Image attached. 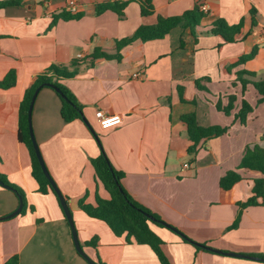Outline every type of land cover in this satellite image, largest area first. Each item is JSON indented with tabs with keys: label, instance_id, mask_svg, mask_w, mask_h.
Wrapping results in <instances>:
<instances>
[{
	"label": "crops",
	"instance_id": "obj_1",
	"mask_svg": "<svg viewBox=\"0 0 264 264\" xmlns=\"http://www.w3.org/2000/svg\"><path fill=\"white\" fill-rule=\"evenodd\" d=\"M113 2L128 3L124 18L110 10L97 14L98 5ZM201 4L208 12L194 36L177 27L163 39L125 47L121 61L82 64L76 76L62 80L83 106L91 127L84 120L66 122L56 91L42 88L33 107V131L68 201L81 245L96 263L162 264L149 245L129 243L126 234L117 236L81 209V200L95 206L97 195L109 199L92 165L101 154L92 130L113 167L125 173L123 187L139 204L197 243L224 252L264 255V205L239 206L253 196L254 180L264 174L240 170L244 179L234 187L231 202L224 203L220 192L221 178L238 168L246 147H264V103H258L252 85L243 96L236 75L247 70L257 74V80L264 77V0H153L151 16L142 15L140 0H79V10L72 14L82 17L72 20L59 19L69 12L67 0H24L0 8V81L11 70L17 74L15 87L0 89V174L20 187L27 200L25 214L2 219L17 210L20 199L0 185V264L14 255L20 264H89L76 250L57 197L40 191L30 150L19 140L26 89L53 64L70 65L96 48L114 53L115 42L132 36L140 26L156 24L158 16H181ZM217 19L229 25L242 22L244 39L223 43L212 33ZM254 47L259 48L254 59L226 72L228 61ZM206 77L211 81H204ZM197 80L207 90L200 89ZM233 94L238 99L228 116L216 105L221 101L227 106ZM243 98L254 107L245 125L236 119ZM98 110L122 115L123 123L102 130ZM190 113H196L201 126L230 127L221 137L203 140L195 158L188 153L192 142L182 121ZM239 215L238 226L231 229ZM150 226L163 240L170 264H264L197 249L168 227ZM93 240L96 247L88 244Z\"/></svg>",
	"mask_w": 264,
	"mask_h": 264
},
{
	"label": "trees",
	"instance_id": "obj_2",
	"mask_svg": "<svg viewBox=\"0 0 264 264\" xmlns=\"http://www.w3.org/2000/svg\"><path fill=\"white\" fill-rule=\"evenodd\" d=\"M24 0H1L0 8L7 6L21 5ZM141 12L143 16H151L155 13L153 0H140ZM127 2H113L100 4L96 8L97 14H103L105 11H113L119 18L125 17V9ZM255 15L254 10L251 12ZM81 14H72L65 12L59 16V19L72 20L80 19ZM206 17V13L201 10L200 5H196L192 10L186 11L183 15L177 17H162L158 16L157 23L154 25H142L136 32L127 38L117 40L113 48L114 53H108L103 48H96L91 56L78 58L71 62L70 65H51L44 73L37 75L34 82L26 89L20 108V121H19V140L24 143L30 150L33 160V176L37 179L40 185V191L42 193L52 192L59 202V205L63 211L57 194L51 187L49 180L44 175L38 158L36 156L29 130L28 111L32 98L36 90L43 86V88H51L56 91L62 101L61 115L66 122H72L75 120H84L83 106L77 100L73 92L62 83V80L72 78L77 75L79 67L82 64H88L94 66V64L100 59L107 60H122V50L132 45L137 41L148 42L157 39H163L169 33L180 27L185 32H189L194 36V31L201 24V21ZM58 18L55 19V21ZM253 23L255 20L253 18ZM242 22L236 25H229L224 19H217L214 22L212 33L219 36L223 43H236L244 39ZM2 36H0L1 40ZM184 41L182 39L181 44ZM258 47H254L249 54H243L237 58H234L227 63L228 68L226 72H231L233 68L246 64L248 61L254 59L257 56ZM237 81L242 86V94L245 95L249 85H252L257 94L259 95L258 103H264V77L257 80V74L249 72L247 70H240L236 73ZM204 81L210 82L209 77L203 78ZM201 80H197V86L202 90H207L206 87L200 85ZM17 84V74L15 70L9 71L3 80L0 81L1 90H9L15 87ZM59 89L57 91L55 88ZM181 92V100L184 99V89L179 88ZM229 103L227 106H223L221 101L216 105L217 109L226 115H230L235 108V102L237 101V95H230ZM254 111V107L245 99H242L240 109L236 114V119L240 121L242 125L247 123L249 115ZM182 121L187 126L189 138L192 145L188 149L189 155L196 157L198 148L203 140L213 139L221 137L227 134L230 127L222 126H201L197 120L196 113H190L182 117ZM97 142L101 148V154L99 157L92 160V165L95 169L97 179L103 184L104 188L109 194V199H104L97 195L96 205L85 204L84 200L79 202L81 209L91 218L101 220L105 222L117 236H123L126 234V239L129 243L135 242L137 244L149 245L156 255L159 257L162 264H170L169 259L165 255L162 246L163 240L152 230L150 224L156 223L160 226H164L161 222H164L158 215L152 213L150 210L139 204L123 187L122 181L125 178V173L119 171L113 167L108 155L106 154L99 136L96 134ZM193 158V160H194ZM258 171L264 174V147L261 145H255L253 147L247 146L242 158L236 170H231L224 175L220 180V192L221 199L224 203L231 202V195L234 187L242 181L244 178L240 173V170ZM0 180L15 191L19 199L24 202V207L21 214H25L27 210V200L24 191L11 184L5 176L0 174ZM253 196L245 202H240L241 209H246L252 206L264 205V178H256L254 180ZM33 210V207L31 208ZM64 213V211H63ZM148 215L152 216L155 220H151ZM240 221V215L236 219L235 223L231 226L235 228ZM172 226V225H171ZM166 227V226H165ZM174 227V226H172ZM176 228V227H175ZM178 229V228H177ZM179 230V229H178ZM180 231V230H179ZM181 232V231H180ZM181 237L185 242L193 243L197 249H206L207 246L197 243L181 232ZM96 240L89 242V245L96 247ZM264 258V255H260ZM5 264H20L18 255H14L9 258ZM97 264H103L97 262Z\"/></svg>",
	"mask_w": 264,
	"mask_h": 264
},
{
	"label": "water",
	"instance_id": "obj_3",
	"mask_svg": "<svg viewBox=\"0 0 264 264\" xmlns=\"http://www.w3.org/2000/svg\"><path fill=\"white\" fill-rule=\"evenodd\" d=\"M43 88V86L39 87L33 98H32V101H31V104H30V108H29V111H28V122H29V130H30V137H31V141H32V144H33V147H34V150H35V153H36V156L38 158V161L40 163V166L42 168V171L44 173V175L46 176V178L49 180L50 184H51V187L52 189L54 190V192L57 194L58 198H59V201H60V204L63 208V211H64V214L68 220V223L71 227V230H72V235H73V240H74V244H75V247H76V250L77 252L89 263V264H97L95 262V260H93L84 250V248L82 247L81 245V242L79 240V236H78V232H77V229H76V226H75V222H74V218H73V214L70 210V207H69V204H68V201L67 199L65 198V196L63 195V193L61 192V190L59 189V187L57 186L55 180L52 178L46 164H45V161L43 159V156H42V153H41V150L39 148V145L37 143V140H36V137H35V134H34V131H33V124H32V113H33V107H34V104H35V100L37 98V95L39 93V91ZM55 88V87H53ZM57 91H59V89L55 88ZM84 121L86 122L87 125L90 126V124L88 123L87 119L84 117ZM91 127V126H90ZM92 129V128H91ZM93 134L95 135L96 137V133L94 132V130H92ZM0 185L2 186H5L7 188H9L8 186H6L2 180H0ZM23 207H24V202L23 200L20 198V204H19V207L17 208L16 211H14L12 214L8 215L7 217L5 218H2V219H11L17 215H19L22 210H23ZM148 217L151 219V220H155L152 216L148 215ZM0 219V220H2ZM164 226L168 227L169 229H171L172 231H174L175 233L179 234L180 236L182 235L181 232L175 228V227H172L170 224L166 223V222H161ZM207 250H211L215 253H219V254H223V255H227V256H234V257H238V258H245V259H250V260H257V261H264V258H261V257H256V256H252V255H248V254H240V253H234V252H224L222 250H218V249H213L211 247H206Z\"/></svg>",
	"mask_w": 264,
	"mask_h": 264
},
{
	"label": "built area",
	"instance_id": "obj_4",
	"mask_svg": "<svg viewBox=\"0 0 264 264\" xmlns=\"http://www.w3.org/2000/svg\"><path fill=\"white\" fill-rule=\"evenodd\" d=\"M67 8L68 11L71 13H77L79 10V0H67ZM200 8L204 12H208V7L206 4H201ZM140 75L135 74L134 77L138 78ZM96 118L98 119L99 126L102 130H108L111 128H114L116 126H119L123 123V116L120 114H110L106 113L102 110H98L96 112ZM115 119L117 122L116 123H111ZM188 165H185L187 167Z\"/></svg>",
	"mask_w": 264,
	"mask_h": 264
},
{
	"label": "clouds",
	"instance_id": "obj_5",
	"mask_svg": "<svg viewBox=\"0 0 264 264\" xmlns=\"http://www.w3.org/2000/svg\"><path fill=\"white\" fill-rule=\"evenodd\" d=\"M111 123H116L117 121L115 119H113L112 121H110Z\"/></svg>",
	"mask_w": 264,
	"mask_h": 264
}]
</instances>
